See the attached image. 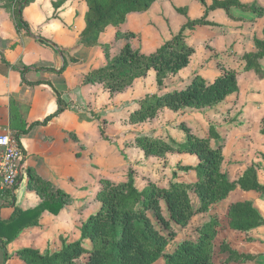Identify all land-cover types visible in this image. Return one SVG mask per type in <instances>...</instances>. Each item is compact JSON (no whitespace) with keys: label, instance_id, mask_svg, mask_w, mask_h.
<instances>
[{"label":"trees","instance_id":"16d2710c","mask_svg":"<svg viewBox=\"0 0 264 264\" xmlns=\"http://www.w3.org/2000/svg\"><path fill=\"white\" fill-rule=\"evenodd\" d=\"M33 0H0V8L7 11L9 18L18 34L33 35L29 23L23 15L24 8ZM156 0H85L86 11L83 16L84 27L79 33V42L84 46H100L105 64L90 69L83 77V83H100L110 95L123 91L132 85L135 79L154 71L156 92L145 93L137 100V108L131 110L127 117L131 124H138L154 118L161 109L173 112L185 108L202 109L223 102L227 96L237 92V76L234 70L220 67V73L211 81L202 76L194 75L188 83L179 88H165V79L178 74L188 66L193 47L184 40L185 30H192L197 25H215L207 19L208 13L221 10L226 17L234 21H243L241 16H235L233 10L250 13L256 17L264 15V9L256 2L247 4L241 0H196L204 8V14L197 19L186 18L179 31L169 40L164 41L154 52L145 55L126 42L119 52L110 56V44L98 41L99 35L107 26H118L123 23L129 13L145 12ZM64 2L58 0L52 3L55 10ZM176 12L186 17V8H176ZM132 32H115V39L129 38ZM34 37L43 44L55 49L61 55L64 50L54 42L39 35ZM254 50L246 51L240 56L243 68L253 71L260 79L264 78V30L262 38L253 40ZM0 59L7 63L0 52ZM70 62L77 59L71 57ZM68 65L64 59L60 70L46 69L61 73ZM18 69L16 67H12ZM19 69L23 82L24 69ZM41 81L27 82L37 85ZM45 83H50L45 81ZM52 87V86H51ZM58 108L45 116L43 121H36L26 129L13 130L14 138L19 142V135L26 133L31 126L45 124L52 117L66 109L60 93L53 89ZM16 110L12 107L11 126H17ZM186 133V140L172 143L161 137L142 135L135 138V145L142 150L144 156L163 157L167 152H186L196 155L198 163L192 166H180L183 171L194 170L196 180L193 182L177 181V174L172 172L167 186L148 181L139 189L135 183L131 168L126 171L125 179L113 181L108 178L99 179V188L94 199L99 207L90 214L80 227V239L66 243L60 237L62 247L56 252L40 253L36 249L23 248L17 255L25 264H152L163 259V264H214L215 236L219 223L210 217L198 230L195 240L185 239L179 242L173 251L165 252L170 236L174 235L172 222L185 227L197 212H206L209 207L227 197L230 191L240 187L242 190H254L264 194V185L258 181L254 165L247 166L243 173L234 181L227 178L221 170L223 161L222 146L211 145V139L220 136L212 125L208 126L206 136L194 134L188 125L181 124ZM264 134V125L260 128ZM102 138L106 139L100 128ZM174 144V145H173ZM28 186L36 191L41 198L38 206L20 210L16 209L7 220L0 219V247L3 249L4 261L7 258L6 244L13 240L17 233L26 226L38 224L41 210L57 214L61 206L70 200V196L60 188H55L49 181L42 179L31 168H27ZM192 190L198 198V204L193 206L189 191ZM12 194L11 191L8 192ZM161 201L166 205L169 215L167 219L162 212ZM152 211L156 219L168 232L169 237L161 232L148 215ZM228 225L231 229L241 232L264 225L260 213L247 200L232 203L227 211ZM83 239H88L90 246L83 245ZM250 240V239H248ZM218 253L224 255V263H244L253 261L256 255L235 250L226 241L218 245ZM83 254L88 257L85 262L79 261Z\"/></svg>","mask_w":264,"mask_h":264},{"label":"crops","instance_id":"0c3cea01","mask_svg":"<svg viewBox=\"0 0 264 264\" xmlns=\"http://www.w3.org/2000/svg\"><path fill=\"white\" fill-rule=\"evenodd\" d=\"M55 1L58 0H33L24 8L23 15L29 23L31 31L54 42L64 50L62 55L52 47L43 44L41 40L34 37V34H18L8 12L0 8V52L7 62L4 63L0 59V133L5 129L12 132L23 127L27 129L30 124L43 121L45 116L58 108L53 89L57 90L66 104V109L45 124L31 126L28 132L19 135V143L23 152L21 161L26 171L27 168H31L42 179L49 181L53 187L60 188L67 193L70 200L61 206L57 214L46 209L41 210L37 225L24 227L13 240L6 244L7 258L5 261L3 249L0 247V264H25L17 255V251L23 248L36 249L40 253L56 252L62 247L60 237H63L66 243L79 240L80 227L83 221L92 214L89 209L90 201H93L99 188V179L114 180V176L122 173L123 165L121 162L116 166H106L111 161L107 162L105 156L107 152H112V150L109 148L108 142L101 139L100 128L107 136L114 137L113 139L118 142L116 136L120 132L121 119L118 120L117 118L123 116L119 105L127 89L110 95L100 83H83L84 74L92 68H98L105 64H102L103 61L106 62L102 48L100 46H84L79 42V33L84 27L83 16L87 7L81 13L78 26L74 27L73 18L76 11L74 8L72 11L65 9L70 0H64L56 10L52 6ZM133 14L136 13H129L127 17ZM127 17L118 26H107L99 35L98 41L102 44L112 45L114 42L120 44L118 52L124 43L129 42L131 44L126 38L115 39L117 30L129 32L127 27L124 29L123 26L128 21L132 25L133 18L127 19ZM50 26H56L64 30L66 34L72 35L75 38L76 49H81V46H84L90 48L88 50L91 51L85 55L74 54V50H68L67 46L57 42L55 35L53 37L46 36L44 30ZM109 28H113L112 38L104 37L105 39H103V35ZM64 54L68 55V59L65 58ZM93 56L99 57L98 64L93 63L85 68H80L86 57L90 59ZM71 57L77 61L70 62ZM64 59L67 60L68 65L61 73L46 70L50 68L54 71L60 70ZM23 67H27L23 73L27 82H41L33 86L23 82L19 71ZM45 81H48L50 85ZM100 90L102 91L100 94L103 93L111 100L113 110L102 114L98 120L88 110L93 105ZM12 107L16 110L17 121L14 123L17 126H11ZM177 129L179 130V128ZM177 129L174 128L170 133L174 134ZM255 130L260 135H256V131L253 134L250 129H245L240 125L228 129L223 136L218 133L220 138L210 141L212 146L221 144L223 155L221 170L231 181L236 180L247 166L254 165L258 181L264 185V134L260 132V128ZM200 133H196V135L200 137L207 135ZM182 139L184 138L176 141L175 138V141H185L186 134L185 139ZM93 140L94 142L98 141L99 152L94 148L92 149ZM251 147L260 153L259 157L253 154L254 151L251 150ZM172 153L175 154L172 155L173 158L177 156L176 159L180 160L179 164L182 166L194 167L198 163V158L194 154L176 151ZM121 161H123L122 158ZM115 163L112 164L115 165ZM176 174L177 181L193 182L196 180L194 170L179 171ZM27 180L28 176L26 175L11 191L12 194H9L8 190L0 189V219H9L16 209H32L40 204L41 198L34 189L28 186ZM241 200L250 201L264 219V194L254 190L245 191L240 187L230 191L225 199L212 204L208 212L214 214L219 210V213H224L223 215L227 219V230L231 232V235L222 239L221 242L226 241L235 250L256 255V258L244 263H224V255L219 254L222 258L220 264H257L259 258L264 255V250L260 251V247H257L262 245L259 241L263 239L258 240L255 234L257 230L260 232L264 230V225L248 232L233 230L228 225L227 211L229 206ZM76 221L78 222L76 223ZM216 238L217 236H215ZM85 243L90 246L88 239H83L84 246H86ZM214 264H216L215 261Z\"/></svg>","mask_w":264,"mask_h":264},{"label":"rangeland","instance_id":"374dc122","mask_svg":"<svg viewBox=\"0 0 264 264\" xmlns=\"http://www.w3.org/2000/svg\"><path fill=\"white\" fill-rule=\"evenodd\" d=\"M241 1L247 4L256 2L264 9V0ZM206 2L209 4L210 0H206ZM182 7L186 8V17L176 12V8ZM73 8L76 11L73 18V26L77 27L81 13L86 8L85 0H70L69 5L65 9L72 11ZM232 12L235 16L243 17L244 20H230L223 11L214 10L208 13L207 19L215 23V25H197L192 30H185L184 40L193 47L194 52L187 67L178 74L165 79V88L182 87L194 75L202 76L206 81H211L220 73V67H223L235 71L238 84L237 92L227 96L223 102L208 108L199 110L185 108L177 112L161 109L154 118L134 125L128 122L127 116L131 110L137 108V100L142 98L145 93H152L158 90L153 70H150L145 76L135 79L131 86L125 88L127 92L123 94V98L120 100L119 106H121V115L123 116L117 118L118 120L121 119L120 132L116 136L118 142L113 139L114 137L110 138L107 136L105 132L104 135L107 138H101L108 142L107 144L112 150V152H107L105 156L107 157V162L111 161L106 166H116L120 162L123 165L121 168L122 173L112 176L113 181L124 180L127 169L131 168L134 173L135 183L139 189L143 188L148 181L157 182L160 186H167L173 171L176 173L183 171L179 168L182 165L179 164L180 160L176 159L177 156L173 158L172 155H175L172 153L173 151H170L171 153L167 152L163 157L144 156L142 150L135 145V137L142 135L156 136L161 137L168 143H172L170 138L173 140L176 138V141L181 140V138L185 139L186 133L181 129V124L188 125L195 134L200 132H203L200 134H207L208 126L212 125L223 136L228 129L242 125L243 128L250 129L253 134L256 131V135H260L255 129L264 125V78L260 79L253 71L244 70L240 56L246 51L254 50L253 40L255 38H262L264 15L256 17L253 14L242 13L238 10H233ZM135 13L127 17V19L133 18L131 21L132 25L128 21L123 26L124 29L127 27V30L133 34L126 39L131 42L134 49H138L141 53L148 55L154 52L164 41L175 35L186 21V18H200L204 14V8L195 0H156L147 12ZM106 31L103 39L106 37L112 38L113 28H109ZM44 33H46V36L53 37L55 35L56 41L67 46L68 50H74V54L85 55L88 51H91L88 50L90 48L84 46H81V49H76L75 38L56 26H50L44 30ZM119 45L115 44V42L111 45L110 55L118 52ZM67 54H64L66 59H68ZM98 62V56H93L90 59L86 57L80 68H85L93 63L98 64ZM104 63L103 61L102 64ZM261 64L264 66L263 60ZM101 92L100 90L93 105L88 110L98 120H100L102 114L113 110L111 100L103 93L100 94ZM174 128H179V130L177 129L174 134L170 133ZM93 148L98 152L100 151L98 150V141L94 142L93 140ZM251 150L254 151L253 148ZM253 154H256V157L260 156L257 151H254ZM121 158L123 161H121ZM113 162H116L115 165L112 164ZM189 192L192 204L196 207L198 204L196 195L192 190ZM98 205L97 200L93 199V201H90L89 209L91 213L96 210ZM161 205L164 216L169 219L166 205L163 201H161ZM223 214L219 213V210L214 214L208 211L204 213L197 212L185 227L172 222L174 235L170 236L165 252L173 251L175 246L185 239L195 240L199 228L213 215L219 223L216 228L217 238L215 239L213 258L216 264H220L222 258L218 253V245L222 239L231 235V232L227 230V219ZM148 215L154 225L169 237L168 232L156 219L152 211H149ZM255 234L258 240L263 239L259 241L262 245L257 246L262 251L264 250V230L261 232L257 230ZM85 245L88 246L89 244L85 243ZM87 257V254H83L79 261L85 262ZM258 261L259 263L257 264H264V255ZM163 263V259L160 258L154 264Z\"/></svg>","mask_w":264,"mask_h":264},{"label":"built area","instance_id":"2783aa9c","mask_svg":"<svg viewBox=\"0 0 264 264\" xmlns=\"http://www.w3.org/2000/svg\"><path fill=\"white\" fill-rule=\"evenodd\" d=\"M23 152L13 132L5 129L0 133V189L13 191L27 175L22 164Z\"/></svg>","mask_w":264,"mask_h":264}]
</instances>
